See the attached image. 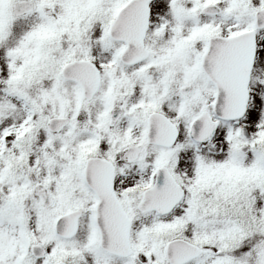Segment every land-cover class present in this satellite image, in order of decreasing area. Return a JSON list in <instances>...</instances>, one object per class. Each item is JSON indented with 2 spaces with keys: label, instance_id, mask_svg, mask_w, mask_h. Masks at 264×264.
Segmentation results:
<instances>
[{
  "label": "snow or ice",
  "instance_id": "6c2138e0",
  "mask_svg": "<svg viewBox=\"0 0 264 264\" xmlns=\"http://www.w3.org/2000/svg\"><path fill=\"white\" fill-rule=\"evenodd\" d=\"M0 264H264V0H0Z\"/></svg>",
  "mask_w": 264,
  "mask_h": 264
}]
</instances>
